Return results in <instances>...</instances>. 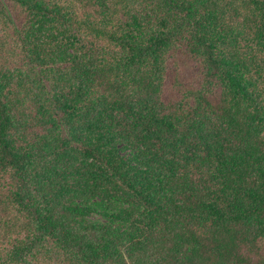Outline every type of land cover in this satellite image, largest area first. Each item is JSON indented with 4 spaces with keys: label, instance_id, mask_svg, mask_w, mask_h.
Segmentation results:
<instances>
[{
    "label": "trees",
    "instance_id": "obj_1",
    "mask_svg": "<svg viewBox=\"0 0 264 264\" xmlns=\"http://www.w3.org/2000/svg\"><path fill=\"white\" fill-rule=\"evenodd\" d=\"M0 264H264V0H0Z\"/></svg>",
    "mask_w": 264,
    "mask_h": 264
},
{
    "label": "rangeland",
    "instance_id": "obj_2",
    "mask_svg": "<svg viewBox=\"0 0 264 264\" xmlns=\"http://www.w3.org/2000/svg\"><path fill=\"white\" fill-rule=\"evenodd\" d=\"M121 203H122V202H117V203H115V202L113 201V205L115 206L114 208L117 209V210H120V209H122V208H124V207L127 206L126 204H121ZM91 220H98V221L103 222V223H105V222L108 223V219H107V218H105V217H103V216H100V215H97V214H95V215L91 218ZM121 228H126V227H125L124 225H122Z\"/></svg>",
    "mask_w": 264,
    "mask_h": 264
}]
</instances>
